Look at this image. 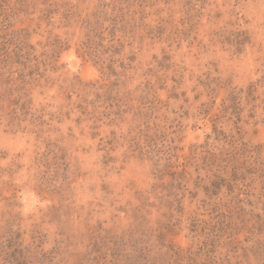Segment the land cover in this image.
Returning a JSON list of instances; mask_svg holds the SVG:
<instances>
[{
    "label": "rangeland",
    "instance_id": "obj_1",
    "mask_svg": "<svg viewBox=\"0 0 264 264\" xmlns=\"http://www.w3.org/2000/svg\"><path fill=\"white\" fill-rule=\"evenodd\" d=\"M264 264V0H0V264Z\"/></svg>",
    "mask_w": 264,
    "mask_h": 264
},
{
    "label": "trees",
    "instance_id": "obj_2",
    "mask_svg": "<svg viewBox=\"0 0 264 264\" xmlns=\"http://www.w3.org/2000/svg\"><path fill=\"white\" fill-rule=\"evenodd\" d=\"M18 264V263H17Z\"/></svg>",
    "mask_w": 264,
    "mask_h": 264
}]
</instances>
